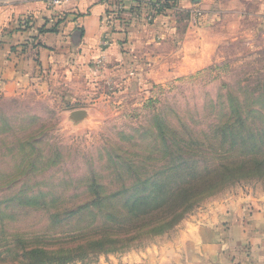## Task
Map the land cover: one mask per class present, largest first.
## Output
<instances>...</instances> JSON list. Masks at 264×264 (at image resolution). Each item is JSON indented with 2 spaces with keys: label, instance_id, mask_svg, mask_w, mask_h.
Segmentation results:
<instances>
[{
  "label": "rangeland",
  "instance_id": "rangeland-1",
  "mask_svg": "<svg viewBox=\"0 0 264 264\" xmlns=\"http://www.w3.org/2000/svg\"><path fill=\"white\" fill-rule=\"evenodd\" d=\"M178 5L177 0L170 10L173 40L150 48V56L164 57L163 69L151 59L150 70L146 65L137 70L128 61L104 66L82 61L59 68L43 88L0 94V255L6 256L17 238L43 234L51 240L77 232L79 222L54 228L50 217L90 201L101 186L107 196L140 199L155 173L167 183L183 173V159L194 158L193 173L238 160L247 165L166 232L47 264L150 262L177 240L186 221L235 198H264V167L260 173L254 164L264 160V146L257 142L264 127V0H240L207 25L203 34L209 44L200 46L206 53L201 63L178 61V41L203 17L176 11ZM151 12L142 11V26L150 25ZM237 109L247 124L240 130L248 127L244 141L227 137L222 144L220 126L234 124ZM172 162L182 165L175 177L166 168ZM123 205L117 207L125 214ZM7 258L13 259L10 253Z\"/></svg>",
  "mask_w": 264,
  "mask_h": 264
},
{
  "label": "crops",
  "instance_id": "crops-1",
  "mask_svg": "<svg viewBox=\"0 0 264 264\" xmlns=\"http://www.w3.org/2000/svg\"><path fill=\"white\" fill-rule=\"evenodd\" d=\"M140 1L148 11L159 0ZM132 2L126 0V7ZM239 2L178 0L176 11L203 16L200 26L191 23L178 41V61L205 60L206 53L200 50L202 44H209L204 29ZM110 7L120 10L118 0H59L55 5L40 0H0V94L43 88L59 68L82 61L93 60L99 66L113 60L121 65L129 62L137 70L144 65L150 70V59L157 65L165 61L162 56H150V48L173 40V11L156 16L146 27L126 12L122 22L110 26L106 19ZM59 19L63 22L56 31L39 33ZM159 67L163 69L164 64ZM216 207L201 218L186 221L173 244L141 264H264V198H235Z\"/></svg>",
  "mask_w": 264,
  "mask_h": 264
},
{
  "label": "trees",
  "instance_id": "trees-1",
  "mask_svg": "<svg viewBox=\"0 0 264 264\" xmlns=\"http://www.w3.org/2000/svg\"><path fill=\"white\" fill-rule=\"evenodd\" d=\"M132 1L129 8L126 7V0H118L120 10L113 7L108 8L106 19L110 26H114L116 22H122V14L126 12L134 14L135 19L141 21V13L145 11V7L143 8L140 0ZM175 4H177V0H159L151 3L149 9L151 11L158 6L162 8L160 12L165 13L167 10L173 9ZM62 22L63 20L59 19L50 27L45 25L39 30V33L54 32ZM33 47L37 48L34 43ZM24 48L28 47L25 46ZM236 112L239 119H236L234 124L228 122L220 126L219 135L222 144L232 139L244 141L242 133L248 127L244 131L240 130L247 124L243 120L240 109H237ZM257 135L259 136V140L256 138L258 144L264 146V127L258 130ZM237 144L238 141L232 142L233 146ZM191 160L194 158L181 160L185 164L184 171L178 177H175L174 171L179 168L182 169L180 163L175 165L172 162V167H166L173 170L172 173L174 172L176 178L169 183L167 180L156 179L158 173H155L153 175L155 180L150 177V193L148 189L147 193L140 199L136 198L135 195L124 197L123 193L116 194V192L107 196L108 193H106L104 186L100 187L101 193L98 191L97 195L90 191L93 195L90 201L83 203L74 210L64 212V216L50 217L51 225L54 228L63 226L69 221L79 222L77 232L54 237L51 240H48L43 234L30 238H17L14 248L7 249L6 256L0 255V264L67 263L104 250L114 249L116 246L128 244L145 236H154L166 232L175 227L205 194L216 188L218 184L233 177L234 174H242L246 169L243 165H247L238 160L221 163L212 170L205 169L202 172L195 170L193 173L194 169L189 164ZM254 164L257 168L255 170L261 173L264 160H259ZM165 173H163V177H165ZM126 192L125 189L124 193ZM122 201H124L123 210H126L125 214L117 207V205H121ZM9 253L13 257L11 261L7 258Z\"/></svg>",
  "mask_w": 264,
  "mask_h": 264
},
{
  "label": "built area",
  "instance_id": "built-area-1",
  "mask_svg": "<svg viewBox=\"0 0 264 264\" xmlns=\"http://www.w3.org/2000/svg\"><path fill=\"white\" fill-rule=\"evenodd\" d=\"M40 1L46 2L50 5H55L59 2V0H40ZM161 9L162 8H160L158 6L156 8L154 7L153 13L152 12H151L152 14L150 13L151 14V18H149L150 21L152 20V18H154V16L156 17L158 14H160ZM154 10H156V11L154 12Z\"/></svg>",
  "mask_w": 264,
  "mask_h": 264
},
{
  "label": "water",
  "instance_id": "water-1",
  "mask_svg": "<svg viewBox=\"0 0 264 264\" xmlns=\"http://www.w3.org/2000/svg\"><path fill=\"white\" fill-rule=\"evenodd\" d=\"M194 3H198V2H200L201 0H192ZM82 115V113L81 112H77L76 113V116L78 117V116H81Z\"/></svg>",
  "mask_w": 264,
  "mask_h": 264
}]
</instances>
